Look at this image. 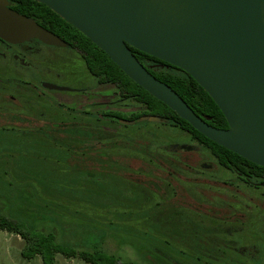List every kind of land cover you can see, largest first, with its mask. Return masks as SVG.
<instances>
[{
	"label": "rangeland",
	"instance_id": "1",
	"mask_svg": "<svg viewBox=\"0 0 264 264\" xmlns=\"http://www.w3.org/2000/svg\"><path fill=\"white\" fill-rule=\"evenodd\" d=\"M41 48V56L36 60L38 67L23 70L27 74L24 76L34 82L45 81L65 89L47 90L54 102L32 95L33 105L26 108L44 117L38 120L35 114L29 115L38 122L34 126L43 124L49 128L50 121L78 116L82 110L95 112L103 108L127 115L144 110L135 101L100 105L98 92L85 90L99 86V83L94 77L83 75L88 74V69L77 51L44 45ZM72 70L82 75H64ZM109 88L111 92H106L103 87L98 91L103 95L111 93L110 97L115 101L116 86ZM70 105L76 111L69 109ZM164 123L167 122L138 121L130 125L140 133L149 129L160 140L161 145H155L152 162L128 155L120 158L128 170L123 164L113 165L111 169H117L111 171L108 166L96 162L98 169H107L110 173L103 176L95 170L96 175L91 177L87 170L73 168L65 158L68 154L59 153L62 150L58 151L55 146L49 148L42 134L36 132L39 127L11 122L7 114H1V211L33 227L38 224L46 231L54 230L57 240L64 244L67 242L62 239L79 236L91 237L94 241L98 217H103L99 221L106 218L108 221L104 223L108 224L107 230L113 237L105 238V248L134 264H159L162 258L161 264H264V186L246 187L236 175L224 170L222 175L213 178L225 182V178L231 177L230 186L219 184L209 188L210 183L202 179L204 174L196 168L202 161L211 163L214 158L211 151L188 132ZM116 127L121 132H129L122 125ZM137 138L143 143L140 137ZM92 163L89 161L88 165ZM212 173L206 172V176L212 178ZM165 181L172 182L174 187H166ZM149 183L160 193L167 194L168 189L171 190L174 204L165 206L163 197L147 187ZM48 198L65 211L47 214L48 206L52 207L51 212L55 211ZM75 212L81 215H74ZM85 216L87 222H76L84 221ZM43 217L49 220L42 222ZM67 220L72 221L61 234L59 224ZM103 230H99L100 234ZM79 243V240H73L69 244L80 248ZM24 244L20 235L0 229V264H43L40 256L23 257ZM152 249L166 252L169 257ZM56 264L88 263L59 254Z\"/></svg>",
	"mask_w": 264,
	"mask_h": 264
},
{
	"label": "water",
	"instance_id": "2",
	"mask_svg": "<svg viewBox=\"0 0 264 264\" xmlns=\"http://www.w3.org/2000/svg\"><path fill=\"white\" fill-rule=\"evenodd\" d=\"M106 51L125 73L198 131L264 166V0H37ZM0 37L13 43L67 41L35 18L0 0ZM135 47L193 76L226 116L229 127L208 122L137 58ZM52 88L65 89L47 83ZM138 121L167 122L157 114Z\"/></svg>",
	"mask_w": 264,
	"mask_h": 264
},
{
	"label": "trees",
	"instance_id": "3",
	"mask_svg": "<svg viewBox=\"0 0 264 264\" xmlns=\"http://www.w3.org/2000/svg\"><path fill=\"white\" fill-rule=\"evenodd\" d=\"M15 2L16 5L13 6V9L37 19V21L45 27L59 33L68 42L76 44L83 52H88L86 58L93 71L103 73L106 72V70H110L111 75L97 76L101 80L107 79L116 86L114 94L117 97L114 102L117 101L118 104H122L126 101H135L141 104L144 108L141 112L132 113L131 115L116 110L107 112L103 108L96 109L95 112L92 110H82L78 116L66 117L58 122H55L54 120L50 121L49 128H45V125H33L34 127H39L36 132L42 134L41 137H43L44 141L48 143L47 146L49 148L55 146L58 151L62 150L59 153L68 154L65 155V158L70 162L73 168L87 170L89 176L93 177L96 175L94 173L95 170L102 173L104 176V173H110L111 170L117 169L116 167L111 169L113 165L119 167L124 164L128 170L127 165L121 161V159L128 155L152 162L155 158L153 156L156 150L155 145H161L160 140L156 138L155 134L150 132L149 129L145 133H140L137 129L133 128V126L121 123L119 119L127 118L137 120L144 114H157L167 120V123L164 124H169L170 126L188 132L193 138L198 140L203 146L207 147L215 156H217L222 165L228 168H234L243 174L251 169L254 170L258 176H264V166L258 165L244 158L198 131L189 121L181 117L166 103L159 100L148 90L131 79L125 71L112 60L106 51L98 47L88 36L52 10L49 6L37 0H15ZM131 48L141 61L153 63L154 65L149 67V70L157 78L169 84L174 90H176L198 114L210 116V119L208 120L210 124L219 128L229 127L228 120L221 108L211 95L198 83V81L190 75V73L135 47L131 46ZM93 49L96 51H93ZM31 98L32 95L19 96V103H17L10 102V99L3 95L0 115L3 113L7 114L12 122L15 120L23 122L32 120L29 118V115L34 114L38 120H42L41 118L43 117V114L37 112L31 113L29 112V109L26 108V106L33 105V99ZM26 99L29 101L28 103ZM69 109L76 111L72 108ZM24 114H26V116ZM107 117L112 119L107 120ZM60 118L64 117L61 116ZM143 123L146 125L145 122ZM117 124L128 128L129 132H121L117 130ZM137 137H140L143 143L139 142ZM89 161L93 163L88 165ZM96 162L108 166L110 171H107V169H98ZM131 178L133 179V177ZM165 182L166 187L169 188V186H173L172 182ZM152 185L155 186V183H152ZM147 187L163 197L162 200L165 206L167 204H174L172 201L174 193L171 192V190L168 189V193L164 194L160 193L159 190L152 188L151 183H149V186ZM48 200H50L49 203L53 201L51 198H48ZM50 205L54 206L55 211L51 212L50 210L52 207L50 206H48V211L46 209L47 206L44 205L43 208L45 207L44 209H46L47 214L55 215L60 212V210L62 212L65 211L62 208L59 209L58 206H55L53 203ZM194 211L198 213L201 212L197 209ZM76 214L79 213L75 212L74 215ZM99 218L103 217H98V223L96 224L98 233L94 241L91 237L81 238L79 236V238L70 237L62 239L63 242H67V244H64L57 240V235L54 230L46 231L39 228L38 224H33V227L30 224L9 216L8 213H3L1 208L0 229L20 235L25 241L22 249L23 257L33 259L40 256L43 264H56V258L59 254L64 255L67 258H80L88 264H134L132 261L124 260L105 248L104 244L107 239L106 237H113V234L107 230L108 224L104 223V221L108 220L105 218V220L103 219L102 221H99ZM114 218L115 220L118 219L117 216H114ZM46 220H49L48 217H43L42 222ZM50 220H52V215ZM87 220L88 217H86L84 221L76 220V222L79 221V223H84L87 222ZM70 221L72 220L62 221V223L59 224L61 234L64 233L63 230H65L67 223H70ZM90 221L93 222L92 220ZM102 225H104V227H102ZM101 228L105 229L102 234L99 232ZM93 230L92 224V231ZM73 240H79L80 248L69 244ZM139 246H141V244ZM154 251L163 253V257H169L166 252L156 249ZM163 260L164 258L160 259V261ZM160 261L159 264H161Z\"/></svg>",
	"mask_w": 264,
	"mask_h": 264
},
{
	"label": "flooded vegetation",
	"instance_id": "4",
	"mask_svg": "<svg viewBox=\"0 0 264 264\" xmlns=\"http://www.w3.org/2000/svg\"><path fill=\"white\" fill-rule=\"evenodd\" d=\"M9 4H10V7L13 8V6L16 5V2L15 0H9ZM52 31L58 34L60 37H62L56 31L54 30ZM67 43H68L67 46L50 45V44L44 43L43 41L39 39H31V40H27V41L20 42V43H13V42L4 40L3 38L0 37V107H1V101H2L3 95L6 98L10 99V102H17V103H19L18 102L19 96L22 97L23 95L25 96L33 95L36 98L37 97L40 98V100L54 102V98L48 96L47 90L60 89V88L49 87L47 86L48 82H45V81H40V83L34 82L26 78L27 76H24V75H27V74L23 71L29 68L38 67L39 64L36 62V60H39L37 59V57L41 56V53H42L41 47L43 45L48 46V47H54V48L65 47V48H69V49H73L77 51L82 61H84L86 68L88 69V74H83V75H90L94 77L95 79H97L99 83V86L97 84L95 87H92V88L86 87L85 90L89 89L90 91H93L95 89V91L98 92V94L101 96V100L99 102L100 105H103V104H106L108 106L113 105L114 99L113 97L112 98L110 97L112 96L111 93L109 94L105 93V95H103L102 93L98 91L99 88L103 87L106 92H108L109 90L111 92V89L109 87H113V84L107 79L101 80L97 76V75H111L110 70H106V72H103L102 70L103 73H98V72L93 71L86 58V55L88 54V52H83L74 43H71L68 41ZM93 51H96V50L93 49ZM141 62L148 68V70H149V67H152L154 65L153 63H149V62L147 63L144 61H141ZM77 68L78 66L76 67V69ZM58 75H63V74L59 73ZM64 75H82V73L72 70L68 73H65ZM107 94L109 95V97ZM26 101L27 103L29 102L27 99ZM56 101H59L58 103L59 105L62 104L60 100H56ZM96 103H97V100H96ZM68 108H72V106L70 105L68 106ZM106 111L112 112V110H106ZM108 119H112V118L107 117V120ZM14 122L21 123V125L25 123V125H29V126L34 125V123L38 124V122H34L32 120H29L26 122L15 120ZM40 125H43V124H40ZM212 155L214 156V158L211 160V163H208L207 161H202L200 163V167L196 168L200 170L199 172L204 174V178L202 179L205 180L207 183H210L209 188H213L212 186H218L219 184L220 185L222 184L223 186H230L229 184L231 183L230 180H233L231 177L225 178L224 180L225 182H222L220 180L213 178L216 175H222V172H224V170L230 171L232 173L231 175L233 176L236 175L238 179L240 180V183H244L246 187L248 186V187L258 188L260 186H264V176H258L254 170H251V169L247 170V172L243 174L234 168H231V167L228 168L222 165L218 157L215 156L213 153ZM206 172H213L211 174L212 178H208V176H206ZM238 187H240V185Z\"/></svg>",
	"mask_w": 264,
	"mask_h": 264
}]
</instances>
